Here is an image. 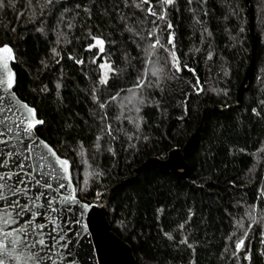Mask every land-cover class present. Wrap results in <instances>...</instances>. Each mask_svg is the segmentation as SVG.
I'll return each mask as SVG.
<instances>
[{
    "label": "trees",
    "instance_id": "1",
    "mask_svg": "<svg viewBox=\"0 0 264 264\" xmlns=\"http://www.w3.org/2000/svg\"><path fill=\"white\" fill-rule=\"evenodd\" d=\"M150 3L157 12L163 7L158 0ZM3 4L0 46L15 53L16 94L43 121L38 136L69 159L75 187L87 189L77 193L82 202L101 203L120 184L110 196L108 220L139 264H264L262 224L253 225L233 257L241 235L237 220L253 204L257 218L264 217V0H250L249 6L246 0H174L164 9V21L147 15L141 0L135 4L143 11L133 0H62L68 11L56 5L50 14L44 0ZM154 19L159 29L153 40L174 50L192 72L182 68L169 79L170 52L158 47L149 55ZM169 31L172 45L166 44ZM92 36L105 41L95 64L98 49L85 51ZM105 62L116 74L108 73L107 85H101L99 64ZM252 62L248 90L232 108ZM154 66L164 67L159 87L151 76ZM142 73L150 86L133 88ZM197 79L198 94L192 88ZM129 88L143 99L133 101L139 112L125 99ZM203 111L185 158L187 179L158 166L134 178L147 160H165L183 149Z\"/></svg>",
    "mask_w": 264,
    "mask_h": 264
},
{
    "label": "snow or ice",
    "instance_id": "2",
    "mask_svg": "<svg viewBox=\"0 0 264 264\" xmlns=\"http://www.w3.org/2000/svg\"><path fill=\"white\" fill-rule=\"evenodd\" d=\"M188 3L191 4L192 0H188ZM141 4L148 6L147 15L164 21L166 16L164 9L173 5L174 0H158V4L163 5L159 12L153 9L150 0H141ZM44 5L49 14L56 5H61L64 12L68 11L62 0H44ZM132 6L143 11L142 7L135 4V0ZM0 7H5L3 0H0ZM84 11L88 12L89 9L85 8ZM57 19H62V14ZM151 23L153 28L147 33L149 40L152 41L149 45L152 49L149 55H154L158 47L166 53L170 52L169 70L172 76L169 79L177 76L182 68L192 72L193 70L187 68V65L180 64L174 50L170 51L159 39L153 40L159 26L155 19ZM171 28V23H168L167 29ZM125 29L131 32L126 24ZM104 44L102 38L92 36L91 42L86 45L87 52H92L94 48L98 49V52L92 56L93 64L97 62V55L104 52ZM166 44H173L171 31L167 34ZM55 51L53 49L54 54ZM14 59L9 45L0 46V93H3L0 95V264H59L60 261L65 260V257H71L75 264L76 256L91 254V249L85 253L80 247V237L88 235V225L83 217L93 205L83 203L78 198L77 193L87 189L74 187L70 161L66 155L58 154L56 149L36 135V126L43 121L37 119L33 107L21 102L15 95L14 74L9 67V63ZM69 59L73 57L69 56ZM75 62L83 63L79 59ZM99 68L101 70L99 83L107 85L110 78L108 73L116 74V70L107 62L100 63ZM163 71V66H154L151 71V76L155 78L158 87L162 82L160 74ZM142 86H150L145 84L143 73L137 77L133 88L142 89ZM133 88L128 89L131 95L125 99L128 104L133 105L136 112H139L138 104L133 101L137 100L142 104L143 99L137 97ZM192 88L197 94L199 93L201 88L198 79L192 84ZM109 99L115 100L116 97ZM99 107L104 109L105 105L101 103ZM253 111L255 112V109ZM137 128H139L138 124ZM108 135H111L110 131ZM74 151L80 155L82 149H74ZM108 151L111 152L112 149L109 148ZM99 175L98 172L94 173L95 177ZM101 195L100 192L96 193L97 197ZM255 207L254 204L251 205L252 211L246 212L234 225V228L241 233L239 236H236L235 231L232 234L236 236L234 258H238L244 249L245 240L249 238V231L253 225H264V217L257 218ZM245 221H247L246 226ZM73 225L77 230L70 238L68 233L72 231ZM180 227L183 228L184 225L181 224ZM260 236L262 237L260 244L264 245V231L260 232ZM168 238L172 239L171 236ZM181 243L187 242L181 241ZM73 244L76 247H72ZM188 246L191 247V244ZM243 259L247 261L250 257L245 253Z\"/></svg>",
    "mask_w": 264,
    "mask_h": 264
},
{
    "label": "water",
    "instance_id": "3",
    "mask_svg": "<svg viewBox=\"0 0 264 264\" xmlns=\"http://www.w3.org/2000/svg\"><path fill=\"white\" fill-rule=\"evenodd\" d=\"M247 6L250 4V0H246ZM251 36L253 41H255L253 29H251ZM10 47V46H9ZM11 48V47H10ZM12 49V48H11ZM13 51V49H12ZM13 55L15 57V53L13 51ZM16 62V57L13 61L9 63V67L14 74V92L16 90V74L13 69V65ZM253 62L247 70L245 79L238 91L236 102L231 106L232 108L238 107L241 104V98L243 92L248 90L247 85L251 78ZM3 93H0L2 95ZM17 98L23 102L15 92ZM207 109H212L216 112L223 113L227 109L222 107L208 106ZM206 109V110H207ZM205 111L202 112L201 118L197 124V128L188 143L183 149H176L169 153L167 159L160 160L157 158H152L147 160L143 165L137 168L134 171V178H136L141 172L147 170L152 166L161 167L164 170L171 172L181 179H187L189 177V168L185 161L186 155L189 151L191 143L193 141L194 136L197 131L200 129ZM36 116L38 119V115L36 112ZM43 125H37L36 128H40ZM36 135L37 131H36ZM39 137V136H38ZM40 138V137H39ZM41 139V138H40ZM70 172L72 175V165L70 163ZM115 185L110 188L105 198L101 203H92V208L89 209L87 213H85L83 219L88 225V235L87 237H80V247L84 250L85 253L91 249V254L79 255L75 257V264H139L131 246L120 239L113 231L112 227L108 220V206L110 201V196L112 192L119 186ZM75 187V184H74ZM84 203V202H83ZM76 226L73 225V229L68 233V236L71 238L75 235ZM72 247H76L75 244ZM59 264H73L71 257H65L64 261H60Z\"/></svg>",
    "mask_w": 264,
    "mask_h": 264
},
{
    "label": "rangeland",
    "instance_id": "4",
    "mask_svg": "<svg viewBox=\"0 0 264 264\" xmlns=\"http://www.w3.org/2000/svg\"><path fill=\"white\" fill-rule=\"evenodd\" d=\"M105 71H107V70H105Z\"/></svg>",
    "mask_w": 264,
    "mask_h": 264
}]
</instances>
